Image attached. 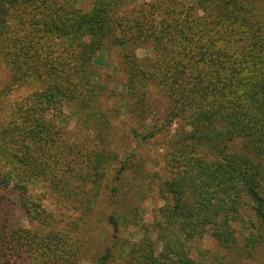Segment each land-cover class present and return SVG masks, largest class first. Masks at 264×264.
I'll list each match as a JSON object with an SVG mask.
<instances>
[{"label": "trees", "instance_id": "trees-1", "mask_svg": "<svg viewBox=\"0 0 264 264\" xmlns=\"http://www.w3.org/2000/svg\"><path fill=\"white\" fill-rule=\"evenodd\" d=\"M198 1L196 7L183 0H154L129 9L125 0H94L86 9L83 0H0V61L11 74L0 102L17 85L46 81L22 100L11 120L0 122L5 184L15 179L27 189L24 176L50 175L51 166L40 153L55 135V119L65 101L90 107L87 119H98L95 103L103 86L94 79V64L112 42L125 50L132 79H157L163 86L172 116H185L190 110L186 119L192 129L184 140L195 139L219 152L212 161L194 157L197 160L188 164L181 181H165L176 200V205L160 211L169 229L180 225L190 238L208 226L226 224L230 230L246 205L259 222L257 242L264 243V28L241 0ZM209 7L212 10L200 16L197 8ZM146 42L156 57L143 63L134 49ZM236 142L240 149L231 147ZM101 162L99 158L94 167ZM14 169L27 174L20 178ZM32 211L39 216V211ZM54 235H45L48 244L35 249L36 256L41 255L45 264H76L79 254L73 243L62 250L49 246ZM165 237L161 236L165 252L160 256L153 257L154 249L146 243L152 249L147 252L149 264H201L181 241ZM1 239L6 248L0 251V264H11L14 257L21 260L24 250L11 244L9 235ZM132 262L140 263L137 257Z\"/></svg>", "mask_w": 264, "mask_h": 264}, {"label": "rangeland", "instance_id": "rangeland-1", "mask_svg": "<svg viewBox=\"0 0 264 264\" xmlns=\"http://www.w3.org/2000/svg\"><path fill=\"white\" fill-rule=\"evenodd\" d=\"M93 1L83 0L84 7L90 8ZM125 1L127 8L139 9L154 0ZM183 1L188 6L200 5L198 0ZM241 1L257 14L264 28V0ZM197 9L200 16L212 10ZM124 53L123 47L112 42L98 53L94 79L103 86L95 103L98 119H87L90 107L64 102L62 114L55 119V135L40 153L51 166L49 176H24L27 189L15 179L5 184L0 162V251L6 248L1 236L9 235L11 244L24 250L22 259L14 257L11 264H45L35 249L48 244L44 237L54 232L49 246L62 250L64 244L73 243L79 254L76 264H97L105 254L103 264H133V257L139 264H149L152 259L147 252L152 249L147 244L154 249L153 257L160 256L165 252L161 236H166V240L181 241L190 257L201 264H264V243L257 242L259 222L249 206L239 210L230 230L226 224L208 226L191 238L180 225L175 231L169 229L160 217L162 208L176 205L165 181H181L188 164L197 160L194 157L212 161L219 152L195 139L184 140L192 129L186 119L190 110L185 116H172L163 86L157 79H132ZM134 55L147 63L156 52L146 42L134 49ZM10 78V69L0 61V91H6ZM45 85L46 81L34 79L4 93L0 122L11 120L22 100ZM151 132L150 137H141ZM231 147L240 149L237 142ZM99 158L102 162L96 168ZM14 173L18 177L27 174L17 169ZM32 210L39 211V216L29 213Z\"/></svg>", "mask_w": 264, "mask_h": 264}]
</instances>
